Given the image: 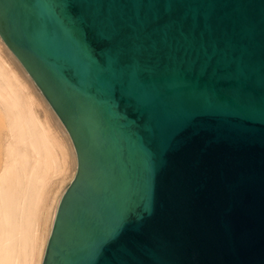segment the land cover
I'll list each match as a JSON object with an SVG mask.
<instances>
[{"label":"water","instance_id":"95a60500","mask_svg":"<svg viewBox=\"0 0 264 264\" xmlns=\"http://www.w3.org/2000/svg\"><path fill=\"white\" fill-rule=\"evenodd\" d=\"M77 172L42 264H264V0H0Z\"/></svg>","mask_w":264,"mask_h":264},{"label":"bare ground","instance_id":"6f19581e","mask_svg":"<svg viewBox=\"0 0 264 264\" xmlns=\"http://www.w3.org/2000/svg\"><path fill=\"white\" fill-rule=\"evenodd\" d=\"M64 124L0 36V264H42L77 172Z\"/></svg>","mask_w":264,"mask_h":264}]
</instances>
